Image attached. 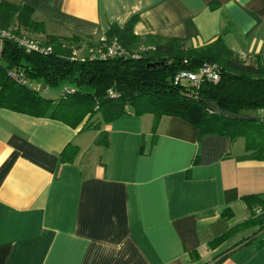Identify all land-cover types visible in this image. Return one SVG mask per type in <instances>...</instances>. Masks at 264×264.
I'll return each mask as SVG.
<instances>
[{
    "label": "crops",
    "instance_id": "1",
    "mask_svg": "<svg viewBox=\"0 0 264 264\" xmlns=\"http://www.w3.org/2000/svg\"><path fill=\"white\" fill-rule=\"evenodd\" d=\"M6 1L31 6L47 35L98 41L136 15L141 38L200 46L227 25L235 54L264 55V0ZM152 125L127 107L102 124L103 146L100 130L0 108V264H264V231L243 242L258 226L209 246L249 217L241 197L264 193V160L178 117ZM69 144L78 153L63 163Z\"/></svg>",
    "mask_w": 264,
    "mask_h": 264
},
{
    "label": "trees",
    "instance_id": "2",
    "mask_svg": "<svg viewBox=\"0 0 264 264\" xmlns=\"http://www.w3.org/2000/svg\"><path fill=\"white\" fill-rule=\"evenodd\" d=\"M33 15L27 4L0 1L1 29L50 48L46 52L26 51L14 41L2 42L0 108L57 120L72 128L82 124L81 130H100L94 143L106 146L108 133L101 130L102 124L118 119L131 107L136 116L153 117V131L162 117H178L194 126L199 137L217 135L231 143L242 138L245 155L241 158L264 160V55H256L252 61L239 58L223 40L227 25L213 40L188 46L178 38L138 37L133 32L136 15L123 25L110 24L104 40L98 41L75 34L47 35L43 22ZM113 40L128 54L92 56V51ZM140 45L144 48L137 50ZM83 48L84 55L78 57ZM205 62L215 64L218 80H203L197 87L184 80L174 83L181 70L194 71ZM9 71L23 74L27 83L10 77ZM63 81L73 85L53 92ZM77 153L78 148L69 144L61 152V161L71 163ZM241 199L249 217L212 239L211 248L244 229L258 226L243 240L245 244L264 231V193ZM231 216L229 209L222 213L223 219Z\"/></svg>",
    "mask_w": 264,
    "mask_h": 264
},
{
    "label": "built area",
    "instance_id": "3",
    "mask_svg": "<svg viewBox=\"0 0 264 264\" xmlns=\"http://www.w3.org/2000/svg\"><path fill=\"white\" fill-rule=\"evenodd\" d=\"M5 39L16 42L18 46L25 49L26 51L46 52L50 50L49 47H44L40 42L36 40L29 39L25 36L14 35L9 30L0 28L1 47H2V42ZM101 40H104V38H102ZM127 54L128 52L123 47H121L116 42V40H113L112 42L104 46L103 49L98 48L95 51H92V56H99L102 58L122 56V55H127ZM246 57L247 56L244 54L239 55V58L241 59H245ZM9 76L21 83H27V81L23 77V74L21 73H17L15 71H9ZM218 77H219L218 69L215 66V64L205 62V63H202L194 71L181 70L176 75L174 79V83L176 84L178 81L184 80L189 85L197 87L201 84L203 80L216 81L218 80Z\"/></svg>",
    "mask_w": 264,
    "mask_h": 264
},
{
    "label": "rangeland",
    "instance_id": "4",
    "mask_svg": "<svg viewBox=\"0 0 264 264\" xmlns=\"http://www.w3.org/2000/svg\"><path fill=\"white\" fill-rule=\"evenodd\" d=\"M0 48H1V40H0ZM142 48H144V46L140 45V46L137 48V50H140V49H142ZM83 55H84V48L77 52V56H78V57H82ZM246 60H247V61H252V60H253V57H249V56H247V57H246ZM183 83H186V81H183ZM29 85H30V86H33V85H34V82H32L31 80H29ZM72 85H73V84H71V83H69V82H67V81H63V82L60 83V85H59L57 88H54L52 91H53V92H58V91H60L63 87H71ZM53 92H52V93H53ZM246 114H248V115H254L253 112H246Z\"/></svg>",
    "mask_w": 264,
    "mask_h": 264
}]
</instances>
